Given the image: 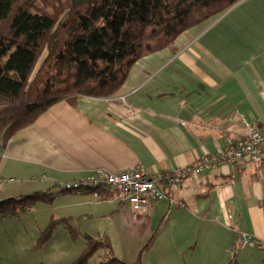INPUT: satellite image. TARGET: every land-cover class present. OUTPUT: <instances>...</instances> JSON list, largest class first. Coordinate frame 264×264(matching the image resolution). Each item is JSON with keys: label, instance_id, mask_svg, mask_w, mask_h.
<instances>
[{"label": "crops", "instance_id": "1", "mask_svg": "<svg viewBox=\"0 0 264 264\" xmlns=\"http://www.w3.org/2000/svg\"><path fill=\"white\" fill-rule=\"evenodd\" d=\"M245 122L264 124V0H240L179 34L170 47L141 57L113 96H81L76 106L59 101L19 129L0 147V178L14 179L0 199L51 192L96 169L140 166L154 174L187 165L241 138ZM160 189L166 198L138 212L112 192L59 196L64 207L125 221L116 231L126 228L128 247L121 258L113 254L127 264L150 239L152 247L163 239L160 254L171 262L264 264V156ZM236 232L263 246L232 249ZM101 237L110 246V236Z\"/></svg>", "mask_w": 264, "mask_h": 264}, {"label": "trees", "instance_id": "2", "mask_svg": "<svg viewBox=\"0 0 264 264\" xmlns=\"http://www.w3.org/2000/svg\"><path fill=\"white\" fill-rule=\"evenodd\" d=\"M238 1L0 0V147L59 101L76 106L81 96H113L138 59L170 47L179 34ZM54 194L0 199V216ZM84 238V248L65 264H127L106 237ZM99 250V260L92 261ZM131 264H140L139 258Z\"/></svg>", "mask_w": 264, "mask_h": 264}, {"label": "rangeland", "instance_id": "3", "mask_svg": "<svg viewBox=\"0 0 264 264\" xmlns=\"http://www.w3.org/2000/svg\"><path fill=\"white\" fill-rule=\"evenodd\" d=\"M7 184H0V191L4 190ZM61 193H55L50 201L37 199L26 210L19 211L17 208L13 214L0 216V264L69 263L84 248L86 233L96 239L107 233L111 239L113 253L121 258L123 250L128 247L124 242L127 230L122 227L117 232L116 227L122 226L125 221L108 215L93 216V212L91 214L89 211L91 208L64 207L67 200L59 196ZM47 228H50L49 236L38 246ZM148 243V240L145 241L140 252L138 251V256L141 254L139 260L148 257V264H153L154 260L159 264H191L188 258L181 261L174 259L172 262L167 256L164 258L160 254L165 253L163 239L159 240L156 247H152L150 243L143 248ZM102 253V250H99L92 261H98Z\"/></svg>", "mask_w": 264, "mask_h": 264}, {"label": "built area", "instance_id": "4", "mask_svg": "<svg viewBox=\"0 0 264 264\" xmlns=\"http://www.w3.org/2000/svg\"><path fill=\"white\" fill-rule=\"evenodd\" d=\"M245 133L231 140L227 147L215 154L199 155L193 162L154 174L137 166L120 172L96 169L84 179L62 182L54 188L59 193L87 190L92 197L99 198L100 192H112L113 198L127 201L134 212L148 211L157 200L166 198L160 185H176L184 180L212 171L222 165H235L242 160L259 161L264 156V124L254 126L245 122ZM13 178H0V184L12 182ZM262 241L247 234L236 232L232 249L244 245L263 246Z\"/></svg>", "mask_w": 264, "mask_h": 264}]
</instances>
